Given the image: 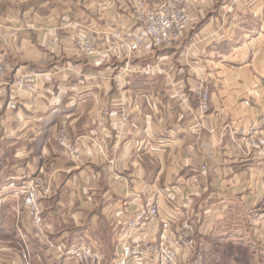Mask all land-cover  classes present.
Masks as SVG:
<instances>
[{
    "label": "crops",
    "instance_id": "obj_1",
    "mask_svg": "<svg viewBox=\"0 0 264 264\" xmlns=\"http://www.w3.org/2000/svg\"><path fill=\"white\" fill-rule=\"evenodd\" d=\"M134 1L0 0V264H79L63 252L81 244L111 264L126 219L153 203L161 217L139 239L159 241L184 220L196 230L179 264L236 245L264 254V152L248 142L264 126V0H186L195 26L185 38L129 61L78 53L79 36L106 48L133 32ZM22 74L32 91L13 85ZM62 123L83 142L79 161L58 143ZM40 174L53 191L46 240L18 195Z\"/></svg>",
    "mask_w": 264,
    "mask_h": 264
},
{
    "label": "built area",
    "instance_id": "obj_2",
    "mask_svg": "<svg viewBox=\"0 0 264 264\" xmlns=\"http://www.w3.org/2000/svg\"><path fill=\"white\" fill-rule=\"evenodd\" d=\"M183 3V2H182ZM179 3L166 0L158 10L149 11L143 16L144 25L138 30L137 35L130 43L122 46L131 57L134 52L144 46H151L154 50L170 48L173 44L181 42L194 26L193 6L188 3ZM121 50L119 46L116 51ZM85 51L93 54L94 48L85 44ZM4 67L0 62V79L4 76ZM20 87L27 86L32 91L33 79L25 75L18 83ZM200 99V108L203 113L208 111L209 89L202 83L196 89ZM123 126L128 120L123 116ZM59 144L66 150L70 157L79 161L83 154V147L70 137L66 124L59 130ZM250 147L264 151V128L248 136ZM207 168L203 167V173ZM23 198L24 210L30 217L35 230L44 234L45 219L43 216L42 200L51 194V188L43 177L32 176L23 182L19 192ZM161 209L157 203L145 204L136 208L135 212L124 223V235L120 240L119 253L111 264H179L181 254L192 252L196 247V230L192 223L184 220L177 233L161 238L159 241L139 239L140 231L154 221L160 219ZM79 264H99V256L91 244H81L72 247L67 252Z\"/></svg>",
    "mask_w": 264,
    "mask_h": 264
},
{
    "label": "rangeland",
    "instance_id": "obj_3",
    "mask_svg": "<svg viewBox=\"0 0 264 264\" xmlns=\"http://www.w3.org/2000/svg\"><path fill=\"white\" fill-rule=\"evenodd\" d=\"M16 1V0H15ZM175 2H179V3H187L186 2V0H174ZM135 3H134V19H135V21H136V29L132 32V31H129V32H116L114 35H112L111 37H110V40L108 41V45L106 46V48H98L96 45H95V43L92 41V40H90V39H88V38H86L84 35H82V36H79V37H77V39H76V42H75V46H76V50L78 51V53L79 54H81V55H84V56H86V57H94V56H96V55H100V54H102L103 53V55H105V56H107V57H109V58H116V59H121V60H126V61H129V60H131V59H133V57L136 55V54H138L139 52H142V51H145V50H153V51H156V52H159V51H163V50H166V49H169V48H162V49H160V50H154L151 46H144V47H142V48H140L138 51H136V52H134L133 53V55L130 57L129 55H128V52H126V51H124V48L122 47V46H124L125 44H127V43H130L131 42V40H133L134 38H135V36L137 35V32H138V30L144 25V22H145V19H143V16L144 15H146L149 11H156V10H158L159 9V7L164 3V2H166V0H158L157 2H156V4L155 5H152L151 7H148L147 5H146V3L143 1V0H136V1H134ZM7 3H8V0H7ZM182 3V4H183ZM195 24V23H194ZM195 26V25H194ZM180 42H178V43H176V44H173L170 48H172V47H174L175 45H177V44H179ZM85 44H90V45H92L93 46V48H94V52H93V54H89L87 51H85L84 49H85ZM117 46H119V48L121 49V50H119L118 49V51H116V47ZM0 62H1V64L3 65V67H4V76L2 77V78H4L5 77V75H6V64L4 63V61L3 60H0ZM25 75H28V74H22V75H20V76H16V77H14V79H13V85L17 88V89H19V90H26V91H30V90H28L27 89V86H24V87H20L19 85H18V83L20 82V80H21V78L22 77H24ZM29 76H31V75H29ZM32 77V76H31ZM1 78V79H2ZM0 79V80H1ZM32 79H33V88H34V82H35V80H34V78L32 77ZM203 82L201 81L200 82V84L197 86V87H199L201 84H202ZM205 86H206V84H205V82L203 83ZM207 87V86H206ZM33 88H32V90H33ZM208 88V87H207ZM210 91V90H209ZM197 93V92H196ZM197 99H198V103H199V105H198V109H199V112L201 113V114H206V113H203L202 112V110H201V108H200V99H199V95L197 94ZM209 102H210V95H209ZM209 102H208V110H209ZM15 106L14 105H12V108H14ZM62 124H66L67 126H68V124L67 123H62ZM62 126V125H61ZM60 126V127H61ZM127 126H128V124H127ZM127 126H123V127H127ZM263 128H264V126H263ZM68 129H69V127H68ZM59 130H60V128H59ZM70 133V132H69ZM254 133V132H253ZM252 133V134H253ZM70 137H71V135H70ZM74 141H77L78 143H79V145L81 146V147H83V149H84V146H83V142H82V140L80 139V138H73V137H71ZM58 140H59V132H58ZM58 143H59V141H58ZM60 145V144H59ZM61 146V145H60ZM62 147V146H61ZM252 148V147H251ZM62 149L64 150V152H66V150L62 147ZM252 149H254V148H252ZM254 150H256V151H259V152H264V151H260V150H257V149H254ZM66 154L70 157V155L66 152ZM71 158V157H70ZM72 159V158H71ZM73 160V159H72ZM73 161H75V160H73ZM204 167H206V166H204ZM207 168V167H206ZM207 173V172H206ZM205 173V174H206ZM202 174H204L203 173V168H202ZM33 176H39V177H43L45 180H47V182L49 183V185H50V188H51V194L48 196V197H46L45 199H43L42 200V204H43V201L44 200H46L47 198H49L50 196H52V193H53V191H52V186H51V181H50V179L49 178H47V177H45L44 175H33ZM32 177V176H31ZM30 178V177H29ZM29 178H26V180H24L23 182H26ZM19 195V198L21 199V202H22V205H23V198H22V196L20 195V194H18ZM23 209H24V206H23ZM42 209H43V207H42ZM26 212V211H25ZM26 214H27V212H26ZM27 216H28V214H27ZM43 216H44V219H45V213H44V210H43ZM28 218H29V221H30V225L32 226V228H33V231H34V233L38 236L37 238H39V240H41V239H43V240H46V238H45V236H47L46 234H47V224H46V219H45V232H44V234H40V233H38L36 230H35V228H34V226H33V224H32V221H31V219H30V217L28 216ZM260 245V243L259 242H257L256 243V245ZM233 247H235L236 248V254H237V259L236 260H233V259H231V261L228 263V264H247V263H251V261H252V259H254V264H264L263 262H264V254L262 253V252H260V250L258 249V247L256 246L254 249H256L258 252L256 253V252H254V254L253 255H250V252L248 251V249L247 248H245V247H243V246H240V245H236V246H233ZM67 251H64L63 253H64V255H67V253H66ZM97 252V251H96ZM69 257L70 258H73L71 255H69ZM219 257H220V259H219ZM224 257H226L225 255H224V252H223V254H220V255H218V254H215L214 252H206V253H200V252H198L197 250L196 251H194V253L192 254V256H191V262H190V264H222V263H225V258ZM109 258V257H108ZM227 258V257H226ZM225 260V261H224ZM99 261H100V258H99ZM99 261H98V263H99Z\"/></svg>",
    "mask_w": 264,
    "mask_h": 264
},
{
    "label": "trees",
    "instance_id": "obj_4",
    "mask_svg": "<svg viewBox=\"0 0 264 264\" xmlns=\"http://www.w3.org/2000/svg\"><path fill=\"white\" fill-rule=\"evenodd\" d=\"M236 248L235 247H233V246H230L229 248H226L225 249V251H224V255L227 257H224L225 258V263H222V264H228L230 261H231V259H233V260H236L237 259V254H236ZM246 264V263H245ZM247 264H249V263H247Z\"/></svg>",
    "mask_w": 264,
    "mask_h": 264
}]
</instances>
